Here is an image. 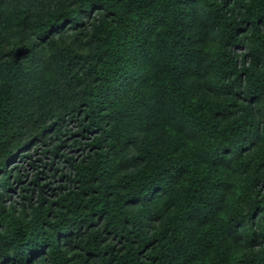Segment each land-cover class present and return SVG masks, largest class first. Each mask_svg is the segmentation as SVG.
<instances>
[{
    "label": "trees",
    "instance_id": "trees-1",
    "mask_svg": "<svg viewBox=\"0 0 264 264\" xmlns=\"http://www.w3.org/2000/svg\"><path fill=\"white\" fill-rule=\"evenodd\" d=\"M0 264H264V0H0Z\"/></svg>",
    "mask_w": 264,
    "mask_h": 264
},
{
    "label": "rangeland",
    "instance_id": "rangeland-1",
    "mask_svg": "<svg viewBox=\"0 0 264 264\" xmlns=\"http://www.w3.org/2000/svg\"><path fill=\"white\" fill-rule=\"evenodd\" d=\"M241 53L244 52V49L238 50ZM61 131L55 135H52L48 139V145L37 142L29 147L13 149L14 153H18L16 158L12 160L9 167L15 169V173L19 172V179L13 178V190L7 193L5 201L8 204H15L16 208L20 209L22 205H29V200L23 198V189L25 194H32L34 198H37V193L39 192V184L50 181V187H47L46 190L51 193V187H55V191H58V187L66 184L67 174L69 168L67 167L68 163L63 158H54V154L49 150L52 149L56 144L62 143L65 141L66 147H62L61 152L70 151V155L74 157H81L85 152L83 149L84 142L79 134L78 124L74 121L61 123ZM21 135H17L16 138H19ZM21 150V151H20ZM55 169H58L54 175ZM65 174L61 178L62 174ZM14 177V174L12 175ZM35 190V192H34Z\"/></svg>",
    "mask_w": 264,
    "mask_h": 264
}]
</instances>
